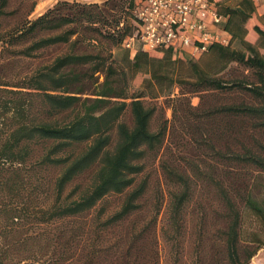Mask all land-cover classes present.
Segmentation results:
<instances>
[{"label":"trees","instance_id":"1","mask_svg":"<svg viewBox=\"0 0 264 264\" xmlns=\"http://www.w3.org/2000/svg\"><path fill=\"white\" fill-rule=\"evenodd\" d=\"M138 1L59 0L31 18L35 0H0V264H161L156 224L164 196L156 189L147 201L144 173L167 128L164 118L153 129L156 106L146 104L142 92H129V79L142 67L161 92L178 82L188 91L240 94L195 116L223 117L230 122L226 129L251 141L230 151L232 161L249 167L232 182L160 159L170 185L160 230L175 252L172 264L181 263L186 206L201 179L213 185L222 227L209 237L215 248L212 243L197 251L199 262L248 264L264 246V206L250 197L244 180L251 168L264 170V55L244 40L247 50L231 47L247 33L246 24L264 37V23L250 0H241L242 9L219 4L228 15L230 44L212 43L197 59L170 46L147 50L137 44L124 53L126 68L112 59L111 49L133 32L109 9L124 8L132 17ZM106 13L114 27L103 33L95 25L109 23ZM97 36L108 48L87 51L86 42ZM56 45L66 47L45 62L19 66ZM231 63L251 70V79L225 80L221 73ZM185 68L192 74L184 78ZM127 111L129 123L123 120ZM239 122L245 128L234 130ZM113 195L118 203L108 204ZM250 222L256 227L244 226Z\"/></svg>","mask_w":264,"mask_h":264},{"label":"rangeland","instance_id":"2","mask_svg":"<svg viewBox=\"0 0 264 264\" xmlns=\"http://www.w3.org/2000/svg\"><path fill=\"white\" fill-rule=\"evenodd\" d=\"M35 1L37 4L38 0ZM47 8H49L48 5L38 7L31 13L30 17H36L47 10ZM123 9H109V12L115 14V19L122 21L124 25L130 27L131 32H134L136 29L135 22L128 12H125ZM106 18L108 19V24L97 23L95 25L103 33L110 30L111 25L114 27L113 16L106 13ZM121 26L120 24L119 28ZM244 26L247 33L241 38L234 39L231 47L247 50L243 44L244 40L264 55V37L256 33L248 24ZM105 42L106 40L103 37L97 36L96 40L86 42V50L92 51L104 47L108 48V45L104 46V44H107ZM123 46L121 43L119 46L112 47L111 56L113 60L122 63L127 68L128 62L123 59V56L128 49ZM65 47L60 45L52 46L40 58L21 61L18 64L19 66L23 64V67H26L45 62L55 54L60 53ZM152 54L161 56V52H152ZM186 58L189 57L186 56ZM145 71V67H142L140 72L135 73L129 79V92L133 94L142 92L144 95L142 98L145 103L156 106V114H154L151 122L153 129L157 128L162 119L166 118L167 129L161 145L162 147H160V150L154 157L150 158L149 161L147 160L144 174L148 177L150 184L148 194H146L147 201L153 200L156 189L163 192V203L156 224L158 246H160V263L172 264L175 252L170 250L171 247L167 244L160 230L162 226H166L167 222L168 192L170 189V185L166 182L159 167L160 159L177 161V165L183 170L195 171L196 168H199L201 171L212 173L216 178H224L226 181L231 180L232 182L239 180L249 167L246 168L243 163L232 161L229 157L230 151L231 149L238 150L241 144H249L251 141H248L243 132L233 133V127L226 129V126L230 122L227 124L223 117L206 118L204 116H195L197 114L201 115L206 110L214 108V106L230 102L233 99L238 100L241 96L240 94L233 93L229 89L188 91L187 85H181L178 82L161 92L158 90V87H154L148 83L149 74ZM181 74L185 78L192 73L188 68H185L181 71ZM221 76L227 81H235V79L246 77L251 79L252 77L251 70L245 69L239 63H231L221 73ZM129 113L127 111L123 115V120L128 123L130 122ZM241 124L240 122L235 124L234 127L236 128L234 130L240 131L244 129L245 127H242ZM259 133V140L263 142L264 132ZM225 175L229 177H223ZM244 180L248 182L250 197L261 206H264V170H254L251 168L247 178H244ZM118 197V195L108 197L107 203L111 205L117 204L119 201ZM194 197L186 206L187 215H185L183 222L185 233H181V246L178 254L180 264H201L199 262L201 256L197 251L200 249L199 251L203 252L205 249H208V244L212 243L215 248L214 238L210 239L209 237L218 228L222 227V221L216 213L219 207L213 185L207 180H199V183L195 187ZM244 226L251 229L255 224L250 222ZM260 228L259 225V235L263 237V231ZM202 238L203 240L200 241Z\"/></svg>","mask_w":264,"mask_h":264},{"label":"built area","instance_id":"3","mask_svg":"<svg viewBox=\"0 0 264 264\" xmlns=\"http://www.w3.org/2000/svg\"><path fill=\"white\" fill-rule=\"evenodd\" d=\"M131 12L136 29L122 41L130 51L137 44L147 50L170 46L197 59L212 43L231 41L232 32L225 27L228 15L220 12L216 0H139Z\"/></svg>","mask_w":264,"mask_h":264},{"label":"crops","instance_id":"4","mask_svg":"<svg viewBox=\"0 0 264 264\" xmlns=\"http://www.w3.org/2000/svg\"><path fill=\"white\" fill-rule=\"evenodd\" d=\"M59 0H38L36 4V8L44 7V5H48V7L52 6ZM67 1H77L81 3H101L104 0H67ZM218 4L222 5L223 7L235 8V9H242L240 3L241 0H216ZM254 7V14L259 21L264 23V0H250ZM258 203V202H257ZM248 264H264V246L259 248L257 252L251 257Z\"/></svg>","mask_w":264,"mask_h":264}]
</instances>
